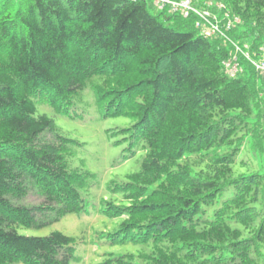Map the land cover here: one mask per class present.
<instances>
[{"label": "trees", "instance_id": "16d2710c", "mask_svg": "<svg viewBox=\"0 0 264 264\" xmlns=\"http://www.w3.org/2000/svg\"><path fill=\"white\" fill-rule=\"evenodd\" d=\"M216 1L230 38L261 59L264 0ZM194 20L147 0H0V264L76 259L72 237L17 228L86 210L92 174L35 102L68 112L87 87L104 117L132 120L118 131L143 151L114 184L128 204L103 209L123 218L110 242L136 248L104 264H264V90L240 54L229 75L233 46Z\"/></svg>", "mask_w": 264, "mask_h": 264}, {"label": "rangeland", "instance_id": "374dc122", "mask_svg": "<svg viewBox=\"0 0 264 264\" xmlns=\"http://www.w3.org/2000/svg\"><path fill=\"white\" fill-rule=\"evenodd\" d=\"M209 1V2H208ZM197 7H212V11L221 21L223 9L221 2L216 0H194ZM154 7L147 0V7L152 12ZM227 21V18L224 22ZM258 79L264 90V71L258 72ZM36 114H46L54 124L57 132L71 139L72 156L70 164L79 167L92 175L90 186L82 191L85 211L66 213L58 220L51 221L40 227L17 228L19 234L45 236L52 231H60L76 241V259L70 264H104L112 256L135 250L131 244H112L109 233H113L122 222V217H109L104 212L106 200L119 204H128L123 192L114 189V184L127 181V175L139 169L143 151L128 148L124 135L118 131L127 127L132 120L125 117H104L98 110L92 90L83 89L79 98H75L68 112H54L52 107L43 102H35ZM248 146V145H247ZM246 146V147H247ZM244 150V157L259 159L258 152ZM246 153V154H245ZM25 201L36 205L42 198L30 189ZM10 264H24L13 262Z\"/></svg>", "mask_w": 264, "mask_h": 264}, {"label": "built area", "instance_id": "2783aa9c", "mask_svg": "<svg viewBox=\"0 0 264 264\" xmlns=\"http://www.w3.org/2000/svg\"><path fill=\"white\" fill-rule=\"evenodd\" d=\"M156 10H166L168 13L179 14L186 18L190 15L195 17L194 27L199 34L205 37H219L224 41L230 43L234 50L230 57L225 61L226 72L229 75H234L240 71L239 54L250 63L257 72L264 71V56L261 59H253L248 51L247 44L240 47L234 40L230 38L228 31L234 26L233 22L224 18L221 21L216 17L217 15L212 11V7H197L194 0H151ZM209 2V1H208ZM221 8V7H219ZM235 24L238 20L235 19ZM260 52L264 55V45L260 47Z\"/></svg>", "mask_w": 264, "mask_h": 264}]
</instances>
